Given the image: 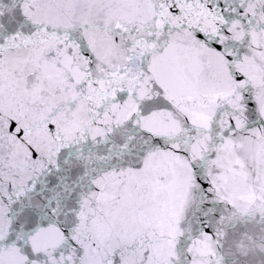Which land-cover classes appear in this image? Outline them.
<instances>
[{
	"label": "snow or ice",
	"instance_id": "obj_1",
	"mask_svg": "<svg viewBox=\"0 0 264 264\" xmlns=\"http://www.w3.org/2000/svg\"><path fill=\"white\" fill-rule=\"evenodd\" d=\"M0 264H264V0H0Z\"/></svg>",
	"mask_w": 264,
	"mask_h": 264
}]
</instances>
